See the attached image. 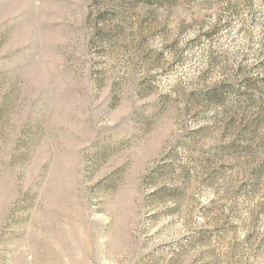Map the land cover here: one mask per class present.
I'll list each match as a JSON object with an SVG mask.
<instances>
[{
  "label": "rangeland",
  "instance_id": "rangeland-1",
  "mask_svg": "<svg viewBox=\"0 0 264 264\" xmlns=\"http://www.w3.org/2000/svg\"><path fill=\"white\" fill-rule=\"evenodd\" d=\"M0 264H264V0H0Z\"/></svg>",
  "mask_w": 264,
  "mask_h": 264
}]
</instances>
